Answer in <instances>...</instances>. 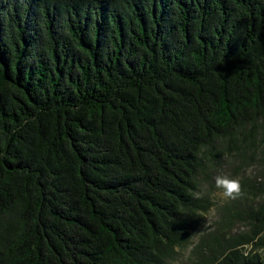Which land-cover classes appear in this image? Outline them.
I'll use <instances>...</instances> for the list:
<instances>
[{"label":"trees","instance_id":"1","mask_svg":"<svg viewBox=\"0 0 264 264\" xmlns=\"http://www.w3.org/2000/svg\"><path fill=\"white\" fill-rule=\"evenodd\" d=\"M231 156L192 264H264V0H0V264H171Z\"/></svg>","mask_w":264,"mask_h":264},{"label":"rangeland","instance_id":"2","mask_svg":"<svg viewBox=\"0 0 264 264\" xmlns=\"http://www.w3.org/2000/svg\"><path fill=\"white\" fill-rule=\"evenodd\" d=\"M262 171V168L259 166L257 167L252 160L248 159L241 161L231 156L228 159H224L221 166H219L216 171L209 173L208 180H205V182L202 183L201 189L202 193H208L210 195V199L213 203L208 212L204 214L200 222L193 229L190 246L178 253L176 259L173 260L171 264H192L190 262L191 258H197L193 254V246L198 244L202 237L209 238V234L219 229L223 230L221 225V218H223L222 207H224L230 199L225 198L222 194V190L216 187L215 178L218 175H227L240 181L243 178L250 177L252 183L257 184V182H259L258 180H260V174ZM245 229L246 227L241 222L239 223L236 221L231 223L224 233L225 235H229ZM198 259L201 260L202 256H198Z\"/></svg>","mask_w":264,"mask_h":264},{"label":"clouds","instance_id":"3","mask_svg":"<svg viewBox=\"0 0 264 264\" xmlns=\"http://www.w3.org/2000/svg\"><path fill=\"white\" fill-rule=\"evenodd\" d=\"M216 187L222 190L225 198L236 199L242 194V186L238 179L231 178L227 175H218L215 178Z\"/></svg>","mask_w":264,"mask_h":264}]
</instances>
